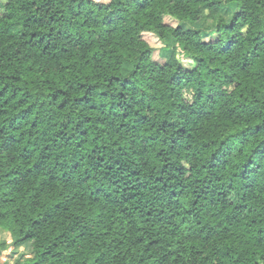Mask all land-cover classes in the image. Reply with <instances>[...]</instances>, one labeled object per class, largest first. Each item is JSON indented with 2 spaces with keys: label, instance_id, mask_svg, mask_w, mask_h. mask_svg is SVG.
<instances>
[{
  "label": "trees",
  "instance_id": "1",
  "mask_svg": "<svg viewBox=\"0 0 264 264\" xmlns=\"http://www.w3.org/2000/svg\"><path fill=\"white\" fill-rule=\"evenodd\" d=\"M1 229L14 264H264V0H0Z\"/></svg>",
  "mask_w": 264,
  "mask_h": 264
},
{
  "label": "rangeland",
  "instance_id": "2",
  "mask_svg": "<svg viewBox=\"0 0 264 264\" xmlns=\"http://www.w3.org/2000/svg\"><path fill=\"white\" fill-rule=\"evenodd\" d=\"M167 22L171 24H176V20L167 17L165 19ZM145 38L151 43V45L155 48L154 51V58L159 61H164V56L168 55V51L163 50L160 51V47L162 46L161 41L158 39V37L154 34H144ZM5 239V235H0V241H3ZM7 241V240H6ZM32 247L30 245L27 246H16L12 242L7 241V247L4 251L0 252V264H14L16 257L20 254H27L29 255L31 252Z\"/></svg>",
  "mask_w": 264,
  "mask_h": 264
},
{
  "label": "crops",
  "instance_id": "3",
  "mask_svg": "<svg viewBox=\"0 0 264 264\" xmlns=\"http://www.w3.org/2000/svg\"><path fill=\"white\" fill-rule=\"evenodd\" d=\"M4 234L5 235V239L4 240H7L9 242H14L13 238L9 235V233L5 230H0V235Z\"/></svg>",
  "mask_w": 264,
  "mask_h": 264
}]
</instances>
